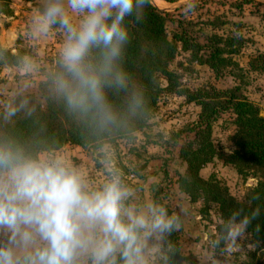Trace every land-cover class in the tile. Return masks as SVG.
I'll return each instance as SVG.
<instances>
[{
  "label": "clouds",
  "instance_id": "1",
  "mask_svg": "<svg viewBox=\"0 0 264 264\" xmlns=\"http://www.w3.org/2000/svg\"><path fill=\"white\" fill-rule=\"evenodd\" d=\"M149 2L40 0L28 20L35 38L54 29L63 34L50 87L90 131H110L145 112L143 87L134 84L123 59L131 39L129 18L142 22ZM195 8L194 0H186L185 14ZM21 64L33 67L28 58ZM120 93L126 97V115L110 98ZM128 201L129 189L117 170H110L102 186L92 187L63 159L40 156L11 137H0V264H152L149 241L167 244L188 209L181 204L170 213L156 201L141 207ZM260 214L258 207L233 210L212 246L223 251L236 246ZM159 260L169 264L168 253L161 251Z\"/></svg>",
  "mask_w": 264,
  "mask_h": 264
},
{
  "label": "rangeland",
  "instance_id": "2",
  "mask_svg": "<svg viewBox=\"0 0 264 264\" xmlns=\"http://www.w3.org/2000/svg\"><path fill=\"white\" fill-rule=\"evenodd\" d=\"M157 7L171 11L179 2L151 0ZM229 0H206L198 6L193 15L200 19L222 21L214 32L226 35L234 32L233 23L239 22V35L243 38L242 47L233 59L244 70L243 95L255 103L259 114L264 115V69L247 70V61L257 52H264V19L250 6L241 13L228 6ZM264 3V0H257ZM40 0H6L0 9V47L17 55V63L0 57V110L10 109L18 95L32 94L41 101L38 82L44 74L51 71L58 59L63 34L53 30L48 36L35 38L29 34L28 20ZM209 28H207L208 30ZM28 58L33 67L25 69L21 61ZM186 54L176 56L171 69L179 75V81L188 91L213 86L225 89L238 83L237 72L225 70L214 76L205 65L188 63ZM246 69V70H245ZM162 84H165L162 81ZM199 106L188 101L186 96L176 93H163L149 119L148 126L135 131L130 137L117 138L98 147L81 148L65 145L52 152H42L43 157H59L76 167L92 187L99 188L108 179L110 170L119 172L123 184L129 189V201L137 207L156 201L166 206L169 212L177 210L178 205L188 209L183 226L177 231L179 251L182 259L178 264H264V245L255 242L247 232L238 240L236 246L223 251V246L215 248L212 242L218 239L216 230L220 222L217 206L204 205L200 200L190 201L179 191L175 182L177 175L185 176L186 164L178 157V148L191 137V133L181 132L173 141L172 135L195 119ZM233 132L230 116L224 114L211 126L213 147L223 153L229 152V136ZM202 178L213 175L224 184L236 199H242L246 189L256 183L254 177L238 175L229 164L214 158L198 171ZM153 249L152 264H162L159 260L165 246L149 241Z\"/></svg>",
  "mask_w": 264,
  "mask_h": 264
},
{
  "label": "trees",
  "instance_id": "3",
  "mask_svg": "<svg viewBox=\"0 0 264 264\" xmlns=\"http://www.w3.org/2000/svg\"><path fill=\"white\" fill-rule=\"evenodd\" d=\"M5 1L0 0V5ZM205 1L194 0L196 8L190 14H185V4L171 11H162L150 1L144 9L142 22L136 23L129 18L131 39L123 63L134 84L142 86L145 92L146 108L142 115L129 117L120 127L103 133L88 130L84 121L69 112L50 87L49 74L56 70V63L51 71L44 74V80L38 82L41 101L27 93L15 97L10 109L0 110V137H11L38 155L59 150L65 145L98 147L117 138L130 137L133 132L146 128L163 93L184 95L188 101L199 106V111L186 128L172 135L175 141L181 132L191 133V137L178 148V157L186 164L185 176L177 175L175 180L179 191L192 202L200 200L204 205L214 203L217 206L220 222L216 230L219 235L224 219L233 210L240 207L246 211L260 208L261 214L248 233L255 242L264 245V115H260L257 105L243 95L241 84L244 70L233 59L243 42L238 33L240 23H233V33L221 35L214 32L222 21L203 20L199 15H193ZM228 6L239 13L245 6L252 7L256 13L260 12L261 7L259 16L264 19V3L257 0H229ZM181 53L186 54L188 63L207 66L214 76L221 75L227 69L234 70L238 83L225 89L209 86L188 91L182 87L178 73L170 68ZM0 57L6 61L13 60L14 64L18 59L17 55L1 47ZM263 69L264 52H257L248 59L247 70ZM110 98L115 109L121 115H126L124 93L110 94ZM9 112H14V115H8ZM224 114L230 116L233 125V132L229 136L231 149L227 153L216 150L211 140V126ZM214 158L231 165L241 177L256 179V183L246 189L242 199L229 194L226 186L213 175L207 178L199 175L200 168ZM169 244L171 249L168 248ZM164 246L169 264H178L182 255L177 231L168 236Z\"/></svg>",
  "mask_w": 264,
  "mask_h": 264
},
{
  "label": "water",
  "instance_id": "4",
  "mask_svg": "<svg viewBox=\"0 0 264 264\" xmlns=\"http://www.w3.org/2000/svg\"><path fill=\"white\" fill-rule=\"evenodd\" d=\"M151 1V0H150ZM151 3L154 5V6H156L152 1H151ZM186 3V1H183V2H179L176 6H174L171 10H173L174 8H176V7H180V6H182V5H184ZM157 7V6H156ZM159 10H162V11H168V10H165V9H162V8H159V7H157Z\"/></svg>",
  "mask_w": 264,
  "mask_h": 264
}]
</instances>
